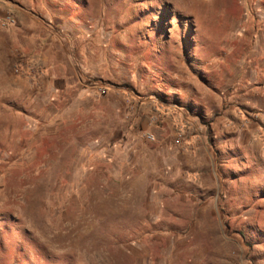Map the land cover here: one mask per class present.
I'll use <instances>...</instances> for the list:
<instances>
[{
    "label": "rangeland",
    "instance_id": "1",
    "mask_svg": "<svg viewBox=\"0 0 264 264\" xmlns=\"http://www.w3.org/2000/svg\"><path fill=\"white\" fill-rule=\"evenodd\" d=\"M41 1L113 75L52 95L0 46V264H264V0Z\"/></svg>",
    "mask_w": 264,
    "mask_h": 264
},
{
    "label": "crops",
    "instance_id": "2",
    "mask_svg": "<svg viewBox=\"0 0 264 264\" xmlns=\"http://www.w3.org/2000/svg\"><path fill=\"white\" fill-rule=\"evenodd\" d=\"M3 3V1H1ZM4 13L11 14L16 23L7 29L0 31V46L6 54L7 59L13 51H18L23 56L25 63H31L39 69L41 73L37 80L44 85L51 87V94L55 95L57 91L61 92L72 85L75 77L77 78V69H80L79 75L98 76L100 78L111 77L104 69L105 57L103 51L100 54V60H97V67H93L87 62L88 54L83 47V42L87 39V27L80 19L72 27L68 28L74 31V42L78 46L74 49L67 50L62 42L68 41L69 38L63 34L64 29L70 25H66L62 20H57L56 26L50 20V11L47 8V3H42L41 0H8ZM59 12V11H55ZM75 28V29H74ZM83 32V33H82ZM96 32V31H92ZM22 60V61H23ZM89 69L84 70L85 65ZM23 65V63L21 64ZM21 78L30 76L26 72L24 66L21 67ZM93 71L95 74H93ZM113 71V70H111ZM89 74V75H90ZM32 77L35 75H31ZM80 76V77H81ZM36 78V77H35ZM178 90V89H177ZM217 98L216 100H218ZM139 120H142L145 125L153 128L150 123L151 117L161 119L168 126L175 125L177 130L183 132L194 129L197 126L193 114H187L183 108L175 107L168 104L159 103L154 99H149L148 103L141 106L138 112Z\"/></svg>",
    "mask_w": 264,
    "mask_h": 264
},
{
    "label": "built area",
    "instance_id": "3",
    "mask_svg": "<svg viewBox=\"0 0 264 264\" xmlns=\"http://www.w3.org/2000/svg\"><path fill=\"white\" fill-rule=\"evenodd\" d=\"M15 23H16V19L11 14L4 13V11L1 9V4H0V26L3 29H7L10 26H14ZM26 70L32 71L33 70L32 65H27ZM39 74H41V73L39 72ZM90 83H91L90 86L95 88L99 94H101V95L106 94L107 88L105 86L95 84L94 82H93L94 84L92 82H90ZM183 137H184V132L182 130H178L176 133L175 139H174L175 144L176 145L181 144ZM146 138L149 140H153V136L150 134H147Z\"/></svg>",
    "mask_w": 264,
    "mask_h": 264
}]
</instances>
